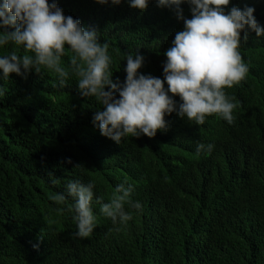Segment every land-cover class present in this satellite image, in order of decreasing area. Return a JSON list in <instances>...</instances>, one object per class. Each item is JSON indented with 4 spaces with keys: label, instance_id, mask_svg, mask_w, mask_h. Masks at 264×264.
<instances>
[{
    "label": "trees",
    "instance_id": "1",
    "mask_svg": "<svg viewBox=\"0 0 264 264\" xmlns=\"http://www.w3.org/2000/svg\"><path fill=\"white\" fill-rule=\"evenodd\" d=\"M56 2L108 43L114 82H123L124 55L136 50L145 57L138 72L163 79V53L183 28L168 8L155 0L142 12L125 0ZM232 5L252 6L264 27V0ZM180 7L190 18L189 5ZM240 53L249 71L225 88L237 103L231 125L216 114L197 126L172 113L166 131L121 144L91 123L102 105L79 94L70 51L61 58L69 71L63 87L43 68L0 80V264H264V36L248 31ZM198 142L213 144L212 152L197 154ZM69 179L94 181V199L105 201L117 184H132L131 198L142 208L114 226L94 203L96 227L87 238L75 237L71 200L49 199Z\"/></svg>",
    "mask_w": 264,
    "mask_h": 264
},
{
    "label": "clouds",
    "instance_id": "2",
    "mask_svg": "<svg viewBox=\"0 0 264 264\" xmlns=\"http://www.w3.org/2000/svg\"><path fill=\"white\" fill-rule=\"evenodd\" d=\"M96 2L119 5L121 0ZM125 2L142 12L150 0ZM184 2L189 5L190 18L183 15L180 5ZM155 3L183 21L182 30L175 32L163 53L166 57L162 64L163 79L138 72L145 57L136 50L124 55L126 75L121 83L119 78L114 82L109 71L112 58L108 43L100 42L95 29H86L79 19L64 15L56 0H0V48L16 46L0 54V80L8 79L10 73L22 77L30 71L41 73L43 68L51 70L63 87L69 71L61 66V58L70 51L69 67L77 78L79 94L94 97L102 105L94 111L91 123L116 144L129 136L152 138L158 130L166 131L169 122L165 117L172 113L197 126L204 124L207 116L216 114L231 125L237 103L226 94L225 88L244 80L249 71L240 53L241 43L247 39L248 31L256 37L264 36V27L253 15L254 8L227 7L230 0H155ZM20 49L24 54H19ZM213 147L201 142L195 146L197 154H209ZM65 163L70 164L71 159L66 158ZM47 174L53 177L51 172ZM51 183L55 184V179ZM94 188L92 180L82 183L80 179H69L63 192L49 195L57 204L71 200L68 211L73 213L75 237L87 238L96 227L94 203L114 226L126 224L132 218L131 210L142 208L139 201L131 198L132 184H117L107 201L99 195L94 199ZM32 239L41 243L37 234Z\"/></svg>",
    "mask_w": 264,
    "mask_h": 264
}]
</instances>
